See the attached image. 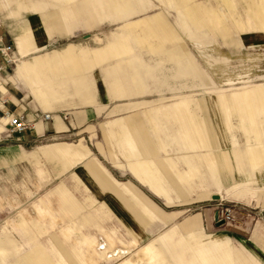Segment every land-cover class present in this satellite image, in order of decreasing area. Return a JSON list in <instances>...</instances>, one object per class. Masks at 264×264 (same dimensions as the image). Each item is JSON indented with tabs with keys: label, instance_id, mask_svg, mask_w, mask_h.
Returning <instances> with one entry per match:
<instances>
[{
	"label": "rangeland",
	"instance_id": "1",
	"mask_svg": "<svg viewBox=\"0 0 264 264\" xmlns=\"http://www.w3.org/2000/svg\"><path fill=\"white\" fill-rule=\"evenodd\" d=\"M38 1L0 0V15L13 38L36 17L38 9L46 14L72 12L76 2H80L70 0V4H64L69 0H53L54 4L44 5L37 4ZM86 1L92 11L97 10L99 0ZM131 2L139 13L91 28L82 27L72 33H57L43 49L29 53L21 60H32L35 55L52 57L55 50H63L70 43L76 46L78 59L82 49H100L108 43L115 45V42L122 47L134 44V52L129 56L134 55L143 62L136 60L123 63V66L129 72L140 71L144 87L131 97H115L111 92L105 69L122 60L123 56H127L125 53L114 54V58L92 67L86 60H79L85 64L87 74L96 75L95 103L53 109H45L41 104L45 112H53L70 127L64 133L45 134L25 149L32 150L33 145L55 142L79 143L89 148L91 155L96 156L117 179L133 182L163 210L180 213L168 223L153 221L150 225L152 232L144 230L113 194L96 193L93 183L80 174L83 161L70 164V158L67 160L70 165L66 166L64 160L49 153H39L35 159H22L18 149L8 148L20 142L14 139L19 135H8L0 126V237L12 240V244L0 246V264H22L23 258L34 255L36 247H41L55 264H203L202 260H197L196 253L181 252V247L170 243V240L168 243L162 239L156 244H147L159 233L196 215L199 216L198 225L190 231L178 229L179 234L193 243L197 240L202 243L228 241L232 249L254 253L264 264V164H252L247 155V148L251 146L264 148V111L259 109L260 101L255 93L258 89L264 92V0ZM10 12L19 15L10 16ZM158 14L166 17L178 38L166 37L156 24L153 33H150L144 20ZM63 63V60H58L54 65ZM13 73L14 70L10 74ZM45 73L48 71L45 70ZM131 82L124 85L125 91L135 90L138 80ZM9 86L10 90L16 91L13 84ZM17 91L19 96L26 95ZM210 97L214 98L212 102L220 104V110L215 111L218 114L216 117L212 115V103L207 100ZM72 101L79 103L77 98ZM237 101L254 107V121L261 144L252 131L250 119L241 116ZM185 102L188 104L186 110ZM118 117L142 123L146 136L156 146L158 158L165 161L170 174L178 178L184 187L183 194L171 190L175 199L172 205H166L129 173L116 168L105 156L127 163L135 158L136 149L141 147L140 144L133 148L119 143L123 134L121 127L109 123ZM191 117L199 122L201 129L208 131L193 132L192 139L198 141L214 139L217 117L223 123L228 140L226 149L213 147L219 154L217 160L222 169L223 178L221 176L219 182L212 179L213 163L207 157L194 156L206 152L208 147L199 146L195 150L184 148L180 138L182 122L184 118L191 120ZM137 127V124L131 125L133 134ZM222 150H234L241 154L240 160L237 159L239 163L234 160L237 171L234 182L229 178L230 163L221 156ZM184 155L196 160L205 178L191 172L188 180L179 179L177 168L188 169ZM138 166L141 168L144 165ZM79 174L81 177L77 176ZM149 174L152 179L155 178L154 172ZM59 187L71 191L76 202L82 205L83 212L95 210L106 201L139 235V241L115 216L102 220L101 227H93L94 233L84 236L81 233L84 229L79 228V223L71 222L70 215L64 212L54 215L42 213L44 211L36 208L41 199H46L51 209L56 207L50 202L54 195L49 196L50 201L47 196ZM126 193V197L136 201ZM23 219H26L25 224H22ZM53 236L59 237L61 243L56 244ZM117 237L123 238V241L120 242ZM91 238L97 244L91 245ZM149 246L152 248L146 250ZM193 247L196 248L195 245Z\"/></svg>",
	"mask_w": 264,
	"mask_h": 264
},
{
	"label": "crops",
	"instance_id": "2",
	"mask_svg": "<svg viewBox=\"0 0 264 264\" xmlns=\"http://www.w3.org/2000/svg\"><path fill=\"white\" fill-rule=\"evenodd\" d=\"M98 2L99 5L97 6L96 11H92L89 8L88 1L86 0L76 2L72 12L65 11L64 13L59 14L54 12L46 14L44 12L40 13V9H38L35 13L36 17L29 21L16 36L19 61L14 69V73L4 77L7 95L12 99L11 107L13 109L17 112L27 113L31 119L36 120L37 124L35 130H28L19 136H14V139H17L20 142L17 145H12L8 148L18 149L21 153L22 159L25 157L28 159H35L38 157L39 153H49L64 160L66 166L83 161V167L80 174L93 183L96 193L101 195L103 193L113 194L140 227L152 232L153 229L150 225L153 221L155 222L159 220L168 223L172 221L180 211L167 212L163 210L133 182L120 181L117 179L96 156L91 155V150L89 148L83 147V145L81 146L79 143L55 142L46 145H33L31 146L32 150L25 149L27 145L36 142L45 134L64 133L68 131L70 127V125L65 123L61 118L58 119L53 112H45L41 104L45 109H53L54 107L70 108L71 106L74 107L78 104L95 103L96 75L94 73L87 74L85 72V64L83 65L79 60H86L85 62L92 67V65H98L114 58V54L120 55L121 53H125L127 56H123L122 60H117L110 69H105V76L109 79L108 84L111 92H113L115 97H131L144 87L142 73L138 70L132 72L126 71L125 66H123V63H131L139 60L137 57L135 58L134 55L129 56L134 52V44L122 47L116 45L115 42V45L108 43L106 47L100 49H82L80 59H78V56L75 53L76 46L70 43L63 50H55V55L52 57L49 55H35L32 60H21V58L25 57L27 54L43 49L48 40L54 37L57 33H72L82 27L91 28L106 21H115V18L126 19L139 13V11L135 10L133 7L131 0H99ZM37 4L49 5L54 3L53 0H51V3L49 0L47 2L45 0H40ZM64 4H70V0L65 1ZM9 14L10 16L19 15L12 12ZM138 22L140 23L141 21ZM144 22L148 25V30H151V34L153 33V26L156 24L162 29L166 37L171 39L178 38L175 29L163 14H158L157 16L144 20ZM148 47L151 48V46ZM58 60H63L65 63L61 64V67L54 65L55 61ZM139 61L143 62L142 60ZM45 70L48 71L47 74L45 73ZM134 79L138 80V83L136 82L135 84V90H131V92L125 91L124 85ZM8 83L13 84L16 91L10 90L11 87L7 86ZM130 84H132V82ZM17 90L26 95L19 96ZM255 93L260 101L259 109L264 111V92L261 89H258ZM31 96H33L32 99H29ZM76 98L79 100V103L77 101H72V99L74 100ZM213 99V97H210L207 100L209 104L212 103V115L216 117L218 114L215 111L220 110L218 107L220 104L218 105V102H212ZM216 103L217 105H215ZM187 105L188 104L185 102V110L188 109ZM237 106L240 109L241 116H247L250 119L252 123V131L257 134L258 129L257 124L254 121V107L247 103L246 105H243L240 101H237ZM99 108H103V106H100ZM156 110L159 109L157 108ZM46 113H51V118L49 120L44 119ZM217 118L215 128L216 135L214 134L213 140L208 142L205 140H193L195 138L192 139V133L195 131L208 133L206 128L201 129V127H199V122L193 117H191V120L189 118L183 119L182 137H180L184 143V148L187 150H195L199 146L208 147L206 152L200 154L197 153L194 156L199 158L207 157V159L213 163L214 167L211 169V175L215 182H219V179L222 176V169L220 167L221 164L217 160L219 154L213 150V147L226 149V144H228L227 136L224 134L223 123L219 117ZM109 123L121 127L123 134L119 141L120 144L123 146H131L133 148H137V145L140 144L141 147L136 149V153L134 154L135 158L129 159L127 163L119 161L114 157H108L104 153L105 156L111 159L116 168L124 173H129L139 184L146 187L152 194L162 199L166 205H172L175 199L171 194V190L175 189L183 194L184 187L179 183L178 178L173 174H170L165 161L158 158L156 146L150 142V139L145 134L146 128H143L144 126L139 120L133 122L132 119H126L125 117H118L111 120ZM133 124H137L138 126L135 134H133L130 129ZM0 126L3 128V131H6V127L1 120ZM245 130L249 131L250 129L245 128ZM256 140L260 144L262 143L258 134L256 135ZM247 155L252 164H264V148L262 146H251L247 148ZM221 156H224L228 160L227 162L230 163V166H228L229 178L231 182H234L237 173L234 160L241 158V154L234 150H222ZM70 158L71 161L69 162L70 164H68L67 160ZM183 160L188 169L181 170L177 168L176 173L180 180H188L187 178L192 175L191 172H194L195 176L204 177L203 170L197 166L198 163L194 158H188L187 155H184ZM237 162L239 163L238 160ZM138 164H143L144 166L139 168ZM151 172L155 173V178L153 179L149 174ZM80 174L77 176H80ZM126 192L136 199L135 202L137 204L126 197ZM50 195H54L52 201L49 200ZM262 196L264 197V190H262ZM47 197L48 201L56 204V207L52 206L53 208L51 209L47 206L46 199H41L36 203V208L40 211H44L42 213L49 212L54 215L57 212H64L70 215V221L74 224L79 223V228L84 229L81 232L84 236L94 233L92 231L93 227H101V224L103 223L102 220L104 221L108 217L115 216L120 222H122L127 231L132 234L133 238L139 241V235L125 224L123 219H121L116 212L110 208L106 201H103L102 205L95 210L83 212L82 205L76 202L75 197L66 187H59L56 191H51ZM25 222L26 219H23L22 224H25ZM198 222L199 216H192L180 225H174L162 233H159L147 244H156L162 239L168 243L167 241L170 240V243H174L181 247V252L186 251L187 254L191 252L192 254L196 253L197 260H202L203 264H263L260 258L254 253L252 254L251 252L232 249L228 241L222 242L221 240H218L212 243H202L197 240V242L193 243L192 240L185 238L182 234L178 233V229L190 231L198 225ZM71 228L72 227H70V229ZM110 238L111 236L107 237L106 240H109ZM112 239L115 240V238ZM118 239L120 242L123 241V238L117 237V240ZM53 240L56 244L61 243V239L57 236H53ZM2 244H12V240L10 238L0 237V246H2ZM90 244L95 245L97 242L91 238ZM193 245L196 246L195 249ZM185 246L187 248H185ZM151 248L152 247L150 246L147 247V249ZM97 261L98 260H95V262ZM21 263L55 264L52 259L46 256V253L41 247H36L34 255L23 258ZM84 264H87V262Z\"/></svg>",
	"mask_w": 264,
	"mask_h": 264
},
{
	"label": "built area",
	"instance_id": "3",
	"mask_svg": "<svg viewBox=\"0 0 264 264\" xmlns=\"http://www.w3.org/2000/svg\"><path fill=\"white\" fill-rule=\"evenodd\" d=\"M19 53L16 38L7 31L0 15V77H7L17 66ZM9 87V83L7 84ZM12 99L0 90V119L7 118L5 124L8 135L23 134L28 130H35L36 120L31 119L25 112H17L11 107ZM51 118V113L44 115L45 120Z\"/></svg>",
	"mask_w": 264,
	"mask_h": 264
},
{
	"label": "bare ground",
	"instance_id": "4",
	"mask_svg": "<svg viewBox=\"0 0 264 264\" xmlns=\"http://www.w3.org/2000/svg\"><path fill=\"white\" fill-rule=\"evenodd\" d=\"M0 90L5 94L7 95V90H6V82L4 81V77H0ZM1 122H3V124L5 125L6 122H7V118H2L1 117ZM148 250V249H147Z\"/></svg>",
	"mask_w": 264,
	"mask_h": 264
}]
</instances>
